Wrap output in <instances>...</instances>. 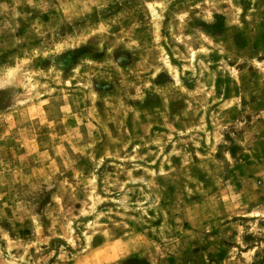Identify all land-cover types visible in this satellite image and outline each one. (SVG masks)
<instances>
[{"label": "rangeland", "instance_id": "obj_1", "mask_svg": "<svg viewBox=\"0 0 264 264\" xmlns=\"http://www.w3.org/2000/svg\"><path fill=\"white\" fill-rule=\"evenodd\" d=\"M0 264H264V0H0Z\"/></svg>", "mask_w": 264, "mask_h": 264}]
</instances>
